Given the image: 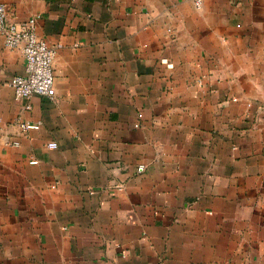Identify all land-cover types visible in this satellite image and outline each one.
I'll list each match as a JSON object with an SVG mask.
<instances>
[{"label": "crops", "instance_id": "obj_1", "mask_svg": "<svg viewBox=\"0 0 264 264\" xmlns=\"http://www.w3.org/2000/svg\"><path fill=\"white\" fill-rule=\"evenodd\" d=\"M0 1V264H264V0Z\"/></svg>", "mask_w": 264, "mask_h": 264}, {"label": "built area", "instance_id": "obj_2", "mask_svg": "<svg viewBox=\"0 0 264 264\" xmlns=\"http://www.w3.org/2000/svg\"><path fill=\"white\" fill-rule=\"evenodd\" d=\"M0 31L6 47L16 48L21 45L25 59L24 72L14 75L9 81L16 96L54 97L53 63L56 49L38 36L36 18L14 19L9 15L7 5L0 1Z\"/></svg>", "mask_w": 264, "mask_h": 264}]
</instances>
